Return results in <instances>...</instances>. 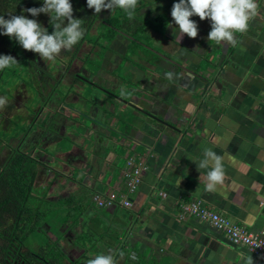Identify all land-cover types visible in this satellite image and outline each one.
Listing matches in <instances>:
<instances>
[{"label": "crops", "instance_id": "obj_1", "mask_svg": "<svg viewBox=\"0 0 264 264\" xmlns=\"http://www.w3.org/2000/svg\"><path fill=\"white\" fill-rule=\"evenodd\" d=\"M256 2L259 5L258 14L249 22L246 33L236 35L237 45L221 44L220 56L212 65L211 72L194 70L197 74L212 73L210 81H195L194 76H199L184 70V67L182 69L189 72L187 76L169 66L156 70L164 77L166 72H172L174 75L168 80L174 84L158 86L160 106L139 105L170 125L159 123L132 107V112L142 117L135 127L124 123L128 129L124 135L117 130L106 132L100 128L97 130V143L94 142L93 150L89 152L91 157L83 156L88 160L86 166L76 172L75 164L63 165L67 180L77 183L85 193L73 207L81 210L82 225L86 226L90 217L105 218L101 212L94 217L91 211H83V202L96 204V196L103 198L114 194L116 202L105 208H109L113 219L119 215V218L129 221L128 226L121 223L120 229L127 226L126 234L132 232V236L126 238L129 240L127 243L141 241L142 264H264V258L232 244L208 222L188 215L181 208L184 203L201 200L205 207L224 214L248 230L264 227V0ZM197 18L195 16L193 21L196 22ZM174 29L175 24L172 25V32ZM184 36L179 37L178 42L188 51L195 55L205 51V47L196 45L195 38L192 40ZM199 39L205 41L206 33ZM177 54L187 61L184 54L179 51ZM194 89L202 93L199 98L194 99L188 94ZM63 102L59 108L55 105L48 107L55 112L53 116L62 117L63 113L57 109L64 107ZM88 105L84 103V109ZM54 130L44 129L39 135L45 134L47 138L50 134L49 139H55L57 131ZM63 130L64 126L59 131L62 138ZM39 142L40 139L36 143ZM76 144H73L72 150L83 154ZM116 147L120 148V155L115 152ZM205 148L222 157L224 170L223 182L211 192L206 191L203 176H200V173L206 174L210 169H198L194 162L203 159ZM140 149L144 152L141 158L148 168L142 173V181L130 197L123 175L124 167H119L118 161L129 157V152ZM68 155H72V151L63 153V157ZM46 157L43 154L45 165L36 168L37 186H43V182L57 175L56 170L47 165L49 159ZM68 161L78 160L73 157ZM123 188L126 190L123 191ZM68 192L69 189L61 194L68 198ZM120 194L128 195L132 202L130 208L120 205ZM120 236H116L118 242L109 243L114 249L101 253H115L117 264H131L133 253L128 250L122 257L119 255L125 248ZM148 247L150 252L146 250ZM29 252L23 243H0V264H12V260L18 257L19 261L23 256L28 261H34L25 256ZM160 255L169 259L161 262ZM44 260L42 258L41 264H45Z\"/></svg>", "mask_w": 264, "mask_h": 264}, {"label": "rangeland", "instance_id": "obj_2", "mask_svg": "<svg viewBox=\"0 0 264 264\" xmlns=\"http://www.w3.org/2000/svg\"><path fill=\"white\" fill-rule=\"evenodd\" d=\"M177 2L179 0H138L135 17L131 20L119 9L105 10L98 18L99 20L103 18L106 23L110 22L111 26L98 21L90 35L77 45L78 47H73L70 51H62L55 62L43 61L38 54L26 51L25 53L32 58L30 64L26 62L28 58L26 54L27 58L21 55L19 58L15 57L17 64L14 65V72H7L10 69L7 68L1 77L0 86L3 94L0 93V96L7 97L8 105L0 111V165L8 156L19 152L24 157L22 162L24 168L30 172V167L36 169L45 165L44 157L42 158L45 154L46 159H49L47 165L54 168L57 174L43 182V186L34 183L27 186L29 198L25 203L26 207L32 209L30 211L33 216H29L23 234L14 243H23L26 251L30 250L29 254L25 255L30 259L41 260L38 261L40 264L42 258L45 259L43 261L45 264H68L72 260L73 263L69 264H86L88 259L103 254L101 252L104 250L114 249L113 244L109 245V243L118 242L116 236L121 235V240L125 242L123 253L128 250L133 253L131 264L144 263L140 250L141 241H135L134 244L127 243L129 240L126 238L132 236V232L127 234L125 232L129 221L119 218V215L113 219L114 215H111L109 208L100 207L95 202L92 204L83 202V211H91V216L94 217L101 212L105 218L90 217L88 224L82 225L81 210L73 207L80 202L85 193L77 183L67 180L63 165L75 164L77 172V169L87 164L88 160L83 156L91 157L89 152L97 143L98 132L95 123L81 115L83 105L87 101L100 99L103 109L109 106L111 112L104 111L100 117L106 118L104 121L108 128L101 129H105L106 132L117 130L124 135L128 129L123 124L129 123L135 127L142 117L132 112L133 109H130L132 106L122 101L129 103L132 100L136 104L145 103L156 108L154 105L160 106L161 100L157 95L158 86L164 83L166 86L174 84L159 74L156 71L158 68L169 66L168 68L179 70L178 73L182 72L184 76L189 74L184 71L186 69L193 73L195 69L197 72L205 70L211 72L212 65H215L220 56L222 46L208 42L207 39L203 42L199 39L211 30L210 21L208 19L207 22L201 21L199 17L196 20L198 25L196 45L205 47V51L195 55L178 42L180 35L176 29L172 32L174 22L170 13L172 5ZM194 17L190 19L194 20ZM170 24L171 27L168 26ZM178 51L184 54L187 61L179 58ZM195 74L199 76H194L195 81L198 82L200 79L210 81L213 78L212 73ZM188 94L194 99L202 95L195 89ZM62 102L63 110L57 109V111L63 113V118L59 115L53 116L55 112L48 110V107L55 105L59 108ZM48 111H50L49 115H47ZM73 120L83 124L84 130L85 127L93 128L94 135L86 133L83 135L81 130L80 134L83 137L81 136V141L78 143L77 136L75 138V128L69 124ZM63 126L64 138L59 135ZM52 128L57 131L54 134L55 139L53 137L49 139L50 134L47 138L45 134L39 135L42 130L49 131ZM17 132L19 133L16 137ZM39 136L38 144L36 142ZM69 137L75 138L76 148L81 149L83 154L72 150L74 145L71 144ZM70 151L72 155L63 157V153ZM115 152L120 155V148L116 147ZM141 154H144L142 149L129 152V156L135 159L141 158ZM27 157L30 160H27ZM73 157L78 161L80 159V162H67ZM126 159L127 157L118 161L119 167H124ZM94 169L96 170L95 167ZM1 176L5 183V172H2ZM67 189H69V197L64 198L61 192ZM129 194L131 197L133 193ZM20 221L23 223V219ZM121 223L127 226H122L123 228L120 229ZM146 250L150 252L149 247ZM166 259L169 257L164 259L160 255L161 262H165Z\"/></svg>", "mask_w": 264, "mask_h": 264}, {"label": "clouds", "instance_id": "obj_3", "mask_svg": "<svg viewBox=\"0 0 264 264\" xmlns=\"http://www.w3.org/2000/svg\"><path fill=\"white\" fill-rule=\"evenodd\" d=\"M89 9L99 14L102 10L123 11L128 19L135 17L138 0H86ZM23 11L36 17L40 13L48 14L53 27L51 34L35 19L24 15H12L9 19L0 16V35L14 39L22 49L38 54L43 61L55 62L62 51H70L84 36L83 21L73 18V7L70 0H43V6L27 8ZM259 5L256 0H179L171 9V18L182 38H196L198 25L190 19L199 17L201 21L208 19L211 30L207 41L217 45L227 43L235 47L238 43L237 34H244L249 28V22L258 14ZM65 20L67 24L65 26ZM171 27V24L168 25ZM17 64L11 55H0V71ZM172 72H166L169 80ZM123 95V92L121 93ZM8 105L7 97L0 96V111ZM198 169H210L203 176L206 191H215L216 186L224 179L222 157L211 149L205 148L203 159L198 163ZM199 176V177H200ZM119 255L122 257L123 252ZM86 264H117L115 253L98 254L87 260Z\"/></svg>", "mask_w": 264, "mask_h": 264}, {"label": "trees", "instance_id": "obj_4", "mask_svg": "<svg viewBox=\"0 0 264 264\" xmlns=\"http://www.w3.org/2000/svg\"><path fill=\"white\" fill-rule=\"evenodd\" d=\"M70 3L73 7V18L81 19L84 22V36L74 48L80 45V43L90 35L94 25L98 21L105 23L107 26H111L110 22L109 24L106 23L105 20L103 21V18L100 20L98 18L101 12L104 13L105 10H102L99 14H95L94 10L87 7L86 0H70ZM42 6L43 0H0V16L9 19L12 15H24L29 19L37 20L43 28L47 29L48 34H51L53 27L48 14L40 13L38 16L33 17L28 12L23 11L27 8H39ZM125 22L126 21H124L123 24H125ZM129 23L131 24L130 21ZM66 24L67 21L65 20V26ZM118 34H120V32ZM0 44H3L0 46V55H11L14 58H19L20 55L23 58H27V55L28 58L26 62L30 64L32 61V58L25 53L26 50L22 49L14 39L5 35H0ZM14 68L15 66L13 65V67H10L8 70L6 68L0 71V81L6 70L7 72H14ZM0 93L3 94L1 86ZM19 119H21V117H19ZM18 133L19 132H17L16 137ZM21 155L22 154L18 152L13 156H8L5 162L0 165V243H14L15 240H19V236L23 234L26 224L29 222V216H33V213L30 211L32 209L26 207L25 201L29 198L27 195V186L32 185V183H34V185L36 184V169L30 167V172L29 170L27 171V168H24V164H22L24 157ZM27 160L30 159L27 157ZM2 172H5V183L1 176ZM21 219H23V223L20 221ZM25 220H27V222Z\"/></svg>", "mask_w": 264, "mask_h": 264}, {"label": "built area", "instance_id": "obj_5", "mask_svg": "<svg viewBox=\"0 0 264 264\" xmlns=\"http://www.w3.org/2000/svg\"><path fill=\"white\" fill-rule=\"evenodd\" d=\"M147 168L148 166L142 158L135 159L130 156L127 157L123 175L129 193L137 189L142 181V173L146 171ZM119 198V203L122 207H131L132 202L128 195L120 194ZM95 200L99 206L109 207L114 205L116 197L114 194H110L108 197L103 198L96 196ZM181 208L183 212L188 213V215L194 216L201 221L208 222L215 230L223 233L232 244L244 247L253 255L264 258V227L259 230H248L234 223L224 214L205 207L201 200L190 201L187 204L184 203Z\"/></svg>", "mask_w": 264, "mask_h": 264}, {"label": "water", "instance_id": "obj_6", "mask_svg": "<svg viewBox=\"0 0 264 264\" xmlns=\"http://www.w3.org/2000/svg\"><path fill=\"white\" fill-rule=\"evenodd\" d=\"M99 88V87H98ZM97 88V89H98ZM96 94V93H95ZM94 94V95H95ZM94 95L92 96L93 98H94ZM96 98V97H95ZM122 102H124V103H126V104H129L130 106H132L135 110H137V111H139V112H141V113H143L144 115H147V116H149V117H151L152 119H154L155 121H157V122H159V123H162V124H167V125H170V124H168V123H166L165 121H163L162 120V118H159L155 113H153L152 111H149V109H144L141 105H139V104H136L135 102H133L132 100H131V102H127V101H122ZM86 103H89V105H88V109H83V113H81V115L83 116V117H85L86 119H89V120H91L92 122H94L95 123V128H97V130H100V128H108V126L106 125V123H105V119L106 118H100V117H102V114L104 113V111L105 112H107V111H110V109H109V106H107V109H103V107H102V104H101V101H100V99H97V101L95 100V99H93V102H92V100H91V102H89V101H87ZM150 106V105H149ZM99 109H100V113H99ZM111 112V111H110ZM63 118V117H62ZM61 118V119H62ZM108 119V118H107ZM69 124H71L70 126H73L74 128H75V131H74V133H76L75 134V138H76V136H77V139L76 140H78V139H81L83 136L80 134L81 133V130H83V135H84V133H86V134H89V135H94L93 134V128H90V127H88V128H86L85 127V129L86 130H84V128H83V124H81V123H79L77 120H73L71 123H69ZM81 127V129H79ZM83 128V129H82ZM79 129V130H78ZM88 129V130H87ZM119 133V132H118ZM120 135H122L121 133H119ZM82 136V137H81ZM75 138H73V137H69V139H70V142H71V144H74L76 141H74L75 140ZM129 138H131V137H129ZM81 141V140H80ZM131 141H133L134 142V140L131 138ZM80 143V142H79ZM139 144V143H138ZM141 144V143H140ZM144 144V143H143ZM144 145H146V144H144ZM23 259V260H22ZM18 260V257L17 258H15L14 260H12V264H13V262H15V264H17V262H18V264H39L38 263V261H28V260H26L25 258H24V256L23 257H20V259H19V261H17ZM22 260V261H21Z\"/></svg>", "mask_w": 264, "mask_h": 264}, {"label": "flooded vegetation", "instance_id": "obj_7", "mask_svg": "<svg viewBox=\"0 0 264 264\" xmlns=\"http://www.w3.org/2000/svg\"><path fill=\"white\" fill-rule=\"evenodd\" d=\"M47 115H49V114H47Z\"/></svg>", "mask_w": 264, "mask_h": 264}]
</instances>
